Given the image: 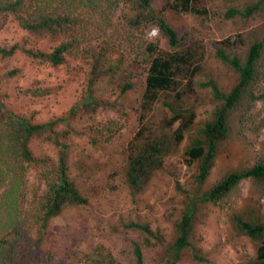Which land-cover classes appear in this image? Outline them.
Returning a JSON list of instances; mask_svg holds the SVG:
<instances>
[{
	"label": "trees",
	"instance_id": "obj_1",
	"mask_svg": "<svg viewBox=\"0 0 264 264\" xmlns=\"http://www.w3.org/2000/svg\"><path fill=\"white\" fill-rule=\"evenodd\" d=\"M158 1L0 0V34L10 22H16L32 36L56 43L50 51L20 44L0 47V57L22 52L53 67L69 59L87 58L92 65L91 94L94 85L110 78L113 84L119 81L122 96L134 89L135 82L121 81L120 76L136 79L135 72L124 66L123 59L113 61L111 54L124 42L136 45L142 60L137 55L134 61L141 62L144 89L139 128L126 148L123 181L131 192L142 193L160 172L171 171L174 158L179 157L192 176L185 186L176 181V188L186 197V207L174 225V238L164 250L162 264H176L184 255L208 263L195 243L197 219L204 208L217 205L245 180L264 184V153L248 166L228 161L226 172L211 181L223 153L239 146L251 147V151L254 147L247 135L254 131L252 110L264 101V30H255L249 45L239 35L213 42L212 50L199 38L180 34L165 14L166 8L159 9ZM207 1L170 0L166 7L177 14L207 19L211 16ZM263 9L264 0H258L244 9L227 8L221 19L247 22ZM120 10L123 14L116 24ZM152 27L167 40L166 50L143 37ZM242 46L246 50L240 53ZM97 98L102 104L109 103ZM75 113L73 108L69 116L75 117ZM63 123L64 118L32 123L5 109L0 99V264H52L54 253L43 251L50 223L68 208L90 203L70 175L69 147L60 141L57 131ZM106 126L100 139L91 138L92 145L97 147L103 139L110 142L122 129L114 123ZM40 138L60 148L58 161L36 155L31 143ZM231 223L237 232L258 243L256 257L240 264H264V211L251 206L234 210ZM129 227L147 233L157 245L162 243L145 224L131 223ZM134 257V264H144L137 243ZM78 264L121 263L104 246H98L94 256Z\"/></svg>",
	"mask_w": 264,
	"mask_h": 264
},
{
	"label": "rangeland",
	"instance_id": "obj_2",
	"mask_svg": "<svg viewBox=\"0 0 264 264\" xmlns=\"http://www.w3.org/2000/svg\"><path fill=\"white\" fill-rule=\"evenodd\" d=\"M256 1L208 0L211 16L207 19L168 10L166 4L170 0H159L158 7L166 8L165 14L180 34L193 35L213 50V42L227 37L234 40L239 35L249 45L254 41V31L264 30V9L247 22L221 19L227 8L244 9ZM122 14V10L116 14V24ZM117 37L120 41L123 39ZM143 37L159 43L162 50L168 48L167 40L156 27L146 30ZM14 44L50 51L56 43L34 37L16 22H10L0 34V47ZM118 49L111 58L123 59L126 68L134 69L136 78L120 76L121 81L135 82L134 89L122 96L119 81L113 84L110 78L94 85L95 93L91 94L88 80L92 65L87 58L69 59L64 65L53 67L22 52L11 58L0 57V99L5 109L32 123L66 119V123L57 127L59 139L69 147L70 175L90 201L87 206L68 208L50 223L43 251L54 253L52 264H78L94 256L98 246H104L121 264H134L135 243L142 247L144 264H162L164 250L174 238V225L185 211L186 197L176 188V181L185 186L192 172L179 157L174 158L171 171L160 172L142 193H133L124 184L122 168L126 148L139 128L144 77L139 76L141 62L134 61L137 55V60H142L135 51L136 45L124 42ZM245 50L246 46H242L239 52ZM97 96L111 104H102ZM73 108L75 117H70ZM252 116L254 131H248L247 135L254 142L252 151L251 147L248 150L239 146L223 153L216 161L212 182L226 172L228 161L248 166L264 153V101L255 104ZM112 122L121 126L119 134L108 143L103 139L97 147L92 145L91 138L100 139L106 125ZM31 148L36 155L59 159L60 148L45 138L34 140ZM250 206L264 211V184L245 180L217 205L208 204L197 219L195 243L210 262H194L184 255L176 264H240L254 259L258 243L237 232L231 223L234 210L250 209ZM131 223L145 224L159 235L162 243L157 245L147 233L130 228Z\"/></svg>",
	"mask_w": 264,
	"mask_h": 264
}]
</instances>
